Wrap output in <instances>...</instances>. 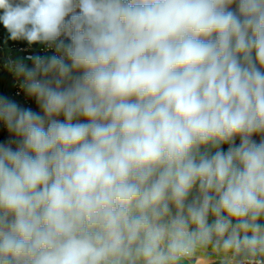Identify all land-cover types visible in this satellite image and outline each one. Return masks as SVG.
<instances>
[{
	"label": "clouds",
	"instance_id": "1",
	"mask_svg": "<svg viewBox=\"0 0 264 264\" xmlns=\"http://www.w3.org/2000/svg\"><path fill=\"white\" fill-rule=\"evenodd\" d=\"M0 10V264H264V0Z\"/></svg>",
	"mask_w": 264,
	"mask_h": 264
},
{
	"label": "built area",
	"instance_id": "2",
	"mask_svg": "<svg viewBox=\"0 0 264 264\" xmlns=\"http://www.w3.org/2000/svg\"><path fill=\"white\" fill-rule=\"evenodd\" d=\"M0 10V15H2ZM51 51L47 50L44 45L33 44L29 45L26 41H12L9 38V33L0 23V73L6 75L9 79L10 87L7 91L8 96H11L25 107H31L32 102L29 101L20 91V82L14 78L12 74L5 70V66L10 60L22 59L30 65V57L35 55H51Z\"/></svg>",
	"mask_w": 264,
	"mask_h": 264
},
{
	"label": "crops",
	"instance_id": "3",
	"mask_svg": "<svg viewBox=\"0 0 264 264\" xmlns=\"http://www.w3.org/2000/svg\"><path fill=\"white\" fill-rule=\"evenodd\" d=\"M10 87V82L9 79L6 77V75L0 73V94L6 95L7 91L9 90ZM6 138V134L3 132H0V140H3ZM254 139L259 140V137H254ZM239 140H237V143ZM225 150L227 146H224Z\"/></svg>",
	"mask_w": 264,
	"mask_h": 264
},
{
	"label": "rangeland",
	"instance_id": "4",
	"mask_svg": "<svg viewBox=\"0 0 264 264\" xmlns=\"http://www.w3.org/2000/svg\"><path fill=\"white\" fill-rule=\"evenodd\" d=\"M34 110H35V105L32 103V106H31Z\"/></svg>",
	"mask_w": 264,
	"mask_h": 264
}]
</instances>
